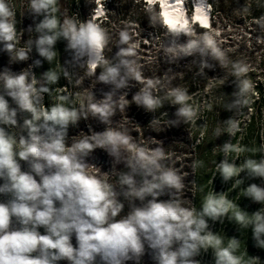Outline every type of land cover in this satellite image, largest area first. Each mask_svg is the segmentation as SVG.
<instances>
[{
    "label": "clouds",
    "instance_id": "obj_1",
    "mask_svg": "<svg viewBox=\"0 0 264 264\" xmlns=\"http://www.w3.org/2000/svg\"><path fill=\"white\" fill-rule=\"evenodd\" d=\"M261 87L264 0H0V264H264Z\"/></svg>",
    "mask_w": 264,
    "mask_h": 264
},
{
    "label": "trees",
    "instance_id": "obj_2",
    "mask_svg": "<svg viewBox=\"0 0 264 264\" xmlns=\"http://www.w3.org/2000/svg\"><path fill=\"white\" fill-rule=\"evenodd\" d=\"M261 91V94H262V100L258 103V106H257V115L253 117V126L250 127L249 129V134H248V137L247 139L248 140H251L254 138V135H255V132H256V119H259V120H264V87H261L260 89ZM230 115V113H227V112H224V111H221V114H220V119H224V118H227V116ZM140 119H144V117H140ZM171 135H174L176 137H180V136H186V133H182V132H174L172 133ZM224 139H227V137H222L220 141H217L216 143H221ZM212 147L211 144L208 145V148L210 149ZM199 151V154L203 157L205 156V152H206V149L201 146V148L198 150ZM207 159H211V154L208 153L207 156H206ZM220 187V184H219V180H217V188ZM229 231H230V228H229Z\"/></svg>",
    "mask_w": 264,
    "mask_h": 264
},
{
    "label": "rangeland",
    "instance_id": "obj_3",
    "mask_svg": "<svg viewBox=\"0 0 264 264\" xmlns=\"http://www.w3.org/2000/svg\"><path fill=\"white\" fill-rule=\"evenodd\" d=\"M225 91H226V92H231V88H227V89H225ZM257 106H258V104H257ZM257 106H256V108H257ZM133 111H135V110H133ZM257 120H258V119H256L255 122H257Z\"/></svg>",
    "mask_w": 264,
    "mask_h": 264
}]
</instances>
